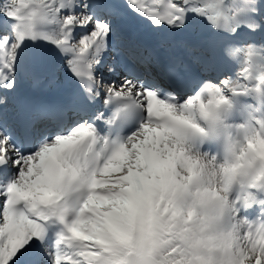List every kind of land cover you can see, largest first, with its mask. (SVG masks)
Returning <instances> with one entry per match:
<instances>
[{"label":"snow or ice","instance_id":"1","mask_svg":"<svg viewBox=\"0 0 264 264\" xmlns=\"http://www.w3.org/2000/svg\"><path fill=\"white\" fill-rule=\"evenodd\" d=\"M0 264H264V0H0Z\"/></svg>","mask_w":264,"mask_h":264},{"label":"bare ground","instance_id":"2","mask_svg":"<svg viewBox=\"0 0 264 264\" xmlns=\"http://www.w3.org/2000/svg\"><path fill=\"white\" fill-rule=\"evenodd\" d=\"M239 59V58H238ZM235 69H237V68H232V72L231 73H229L230 75H232L233 73H235ZM230 70V69H229ZM234 78H235V76H234ZM63 79V77H61V79L60 80H62ZM66 87H67V82L66 83H62V81H59V83H58V85L56 86V87H54V88H51V89H49V90H53V91H55L56 89L57 90H64V89H66Z\"/></svg>","mask_w":264,"mask_h":264},{"label":"rangeland","instance_id":"3","mask_svg":"<svg viewBox=\"0 0 264 264\" xmlns=\"http://www.w3.org/2000/svg\"><path fill=\"white\" fill-rule=\"evenodd\" d=\"M239 65H244V59H243V57H240L239 58ZM239 71H240V68L238 66L237 69H235V73H238ZM232 75H234V73ZM62 80H60V81H62ZM244 82H247V81H244Z\"/></svg>","mask_w":264,"mask_h":264}]
</instances>
